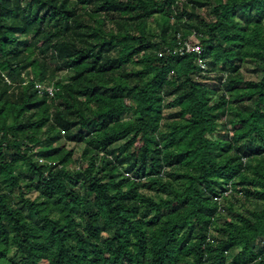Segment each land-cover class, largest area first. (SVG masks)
Here are the masks:
<instances>
[{"label":"trees","instance_id":"1","mask_svg":"<svg viewBox=\"0 0 264 264\" xmlns=\"http://www.w3.org/2000/svg\"><path fill=\"white\" fill-rule=\"evenodd\" d=\"M0 264H264V0H0Z\"/></svg>","mask_w":264,"mask_h":264},{"label":"built area","instance_id":"2","mask_svg":"<svg viewBox=\"0 0 264 264\" xmlns=\"http://www.w3.org/2000/svg\"><path fill=\"white\" fill-rule=\"evenodd\" d=\"M179 37H181V36H179ZM186 48V49H185ZM185 48L183 47V46H181L180 48H178L177 50H175V51H179L180 53H183L185 50L187 51V52H189V51H197L198 53H200L201 52V48H200V46H198V45H192L191 43H189V42H186L185 43Z\"/></svg>","mask_w":264,"mask_h":264},{"label":"rangeland","instance_id":"3","mask_svg":"<svg viewBox=\"0 0 264 264\" xmlns=\"http://www.w3.org/2000/svg\"><path fill=\"white\" fill-rule=\"evenodd\" d=\"M250 67H252V66H248V67H245L244 68V74H245V76L248 78V77H252V73H251V71H250ZM72 146V144L70 145V147ZM82 148H83V145H80V146H77L76 148H75V156H77V155H79L80 153H81V150H82Z\"/></svg>","mask_w":264,"mask_h":264}]
</instances>
